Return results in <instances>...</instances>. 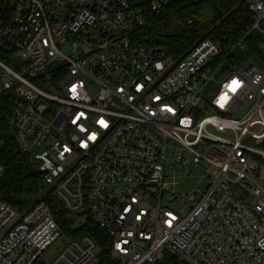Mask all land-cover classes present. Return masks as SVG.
<instances>
[{"label": "built area", "instance_id": "1", "mask_svg": "<svg viewBox=\"0 0 264 264\" xmlns=\"http://www.w3.org/2000/svg\"><path fill=\"white\" fill-rule=\"evenodd\" d=\"M175 1L0 0V154L10 139L48 187L22 214L0 194V264L58 241L49 264L97 259L91 237H63L50 196L106 231L118 264H264V0H245L259 58L241 65L209 38L180 59L136 45ZM172 165L203 174L182 208Z\"/></svg>", "mask_w": 264, "mask_h": 264}, {"label": "trees", "instance_id": "2", "mask_svg": "<svg viewBox=\"0 0 264 264\" xmlns=\"http://www.w3.org/2000/svg\"><path fill=\"white\" fill-rule=\"evenodd\" d=\"M251 26L252 15L245 0H177L168 7L166 14L152 17L148 26L136 31L132 40L144 48L164 47L171 56L180 59L201 39L209 38L220 45L224 58L235 62L241 56L238 52L240 42L247 46L246 53L256 52V37L247 36ZM5 116L3 111L1 125L5 123ZM0 161L5 167L0 181L2 199L22 214L42 196L43 175L34 169L30 156L15 148L10 139L1 151ZM48 202L65 239L89 236L100 250L96 259L98 264H118L112 258V240L106 231L91 219L76 227L77 216L69 214L52 196ZM158 264L184 263L166 255Z\"/></svg>", "mask_w": 264, "mask_h": 264}, {"label": "rangeland", "instance_id": "3", "mask_svg": "<svg viewBox=\"0 0 264 264\" xmlns=\"http://www.w3.org/2000/svg\"><path fill=\"white\" fill-rule=\"evenodd\" d=\"M254 36V35H253ZM247 50L244 52L238 51L241 56H238L236 60L238 61L239 65L244 64L247 60L251 58L258 59L259 56L255 52L254 54H248L246 53ZM244 53V54H243ZM233 71V68L223 71V73L219 74L217 76V80L221 81L223 80L229 73ZM219 85L215 84L212 85L211 89H208L206 92L210 93L211 96L215 95V93L218 91ZM4 106H7V103H5ZM175 148H178V146L174 145ZM34 164V169L38 171L39 167L37 164ZM200 175L202 174V171L199 169H195L193 171V167H189V170L183 171V169L179 168L176 165L167 166L166 168V182L168 183H174L178 182L177 185H171L170 190L174 191L177 195V200L181 199L182 201L179 204V207H185V202L191 197V193L196 190L197 186L204 187V185H200ZM186 176L187 178H184ZM176 178V179H175ZM48 187L44 188V191H47ZM171 195L165 194V199H169ZM188 209H186V212ZM64 244L61 241H58L55 243L52 247H50L40 258L38 264H49L51 263L58 255L59 251L63 248ZM92 264H98V261L95 260Z\"/></svg>", "mask_w": 264, "mask_h": 264}, {"label": "snow or ice", "instance_id": "4", "mask_svg": "<svg viewBox=\"0 0 264 264\" xmlns=\"http://www.w3.org/2000/svg\"><path fill=\"white\" fill-rule=\"evenodd\" d=\"M233 84L236 85V86H238L235 81L233 82ZM221 99L224 100V99H226V97H222Z\"/></svg>", "mask_w": 264, "mask_h": 264}]
</instances>
